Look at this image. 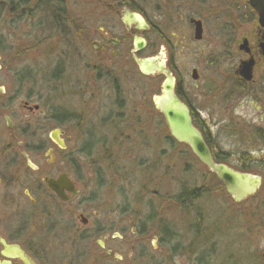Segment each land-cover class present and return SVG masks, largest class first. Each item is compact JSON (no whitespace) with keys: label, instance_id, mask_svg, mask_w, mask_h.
Returning a JSON list of instances; mask_svg holds the SVG:
<instances>
[{"label":"flooded vegetation","instance_id":"obj_1","mask_svg":"<svg viewBox=\"0 0 264 264\" xmlns=\"http://www.w3.org/2000/svg\"><path fill=\"white\" fill-rule=\"evenodd\" d=\"M9 1L13 6L10 13L16 16L25 15L31 21L40 17L41 21L48 14V0ZM54 1L67 10L54 16L59 21L57 32L65 49L50 66L47 79L40 81L38 91L34 87L39 81L28 77V67L18 79L15 43L0 35V264H150L155 258L152 253L168 264L167 254L173 253L179 243H145L136 220L129 222L131 209L124 202L131 182L142 178L145 171L159 181L158 170L164 158L169 159L167 173L175 174L179 145L153 100L161 92L166 73L146 75L138 60L154 56L164 60L176 81V93L188 105L216 162L258 172V163L264 168V146L255 149L245 145L246 150L238 156L234 154L238 149H226L220 129L233 134L238 122L215 119L211 107L219 99L230 108L232 98L226 96L228 93L264 99V86L260 88L264 82L255 81L259 60L264 59V29L248 0H218L216 6L211 0H87L88 13L81 15L69 11L68 0ZM127 12L142 16L148 28L126 24ZM174 12L182 22L181 30L167 21ZM160 18L163 21L159 24ZM209 19L226 21L231 31L242 27L236 48L245 56L239 64L247 58L254 59L251 81L237 73L238 67L234 71V89V85L224 82L220 87L199 85L196 67L190 71L194 89L180 76L172 38L192 35L194 41H202ZM195 21L202 24L200 40L195 39ZM247 26H252L251 33L245 30ZM138 37L145 41L143 48L136 46ZM157 39L161 45L155 51ZM244 39L249 52L240 50ZM41 42L37 40L35 45ZM77 65L87 73L73 80ZM194 70L197 79L192 77ZM129 75L131 81H127ZM146 76L153 81L145 84ZM195 88L204 103L196 99L198 95L192 92ZM54 130L58 131L59 143L51 137ZM164 131L168 145L160 149ZM251 131L252 138L264 144V127ZM243 141L241 138L240 143ZM231 142L235 140L231 138ZM182 145L186 167L201 166L216 176L189 145ZM253 151L260 152L261 158L254 159ZM259 172V190H264V171ZM50 180L59 192L50 186ZM156 192L159 194L158 190L152 191ZM118 196L124 200L114 204ZM259 196L260 219L256 224L264 228V192L252 197ZM130 234L138 236L137 243L130 240ZM159 235L153 239L157 241ZM129 245L130 255L125 256ZM258 247V243H251L248 256L254 255L257 264H264V247ZM176 255L181 254H175L171 264L177 263Z\"/></svg>","mask_w":264,"mask_h":264},{"label":"rangeland","instance_id":"obj_2","mask_svg":"<svg viewBox=\"0 0 264 264\" xmlns=\"http://www.w3.org/2000/svg\"><path fill=\"white\" fill-rule=\"evenodd\" d=\"M68 2L71 13L80 15L88 13L87 0H68ZM217 2L218 0L210 1L214 6L217 5ZM9 3V0H0V35L15 43L16 63L19 70L18 79L21 78L25 67H28L30 70L28 77L32 78V81H39L38 87H34V90L38 91L40 81L47 79L46 77L51 71L50 66L56 61L57 55L65 49L62 48L65 44L62 43L61 40L63 39L58 34L57 28L51 25L52 18L48 14L41 20L42 22L39 21L40 17L31 21V19H26L25 15L20 17L10 13ZM162 21L160 18L157 22L160 24ZM167 21L178 30L183 28L182 22H179L175 17V12ZM228 29L226 21L209 19L206 21L202 41H194L192 35L189 38L183 36L172 38L180 76L190 85L189 87L194 89V82L190 78V71L193 67L199 71V85L201 86L214 84L220 87L223 82L228 86L235 84L234 71L238 67L239 61L245 57L236 48L241 37L238 36V32L242 31V27L234 31ZM245 30L251 33L253 28L247 26ZM37 40L42 42L35 45ZM157 42L158 45L154 47L155 51L161 45L158 39ZM259 61L255 71V81L264 82V59L261 57ZM86 73L83 67H78L73 80L82 78ZM131 79L132 76L129 75L127 81H131ZM143 81L146 84L147 81H153V79L146 76ZM263 86L264 83L260 88ZM156 89L157 87L154 92ZM198 90L195 88L192 92L198 95L196 97L198 102L204 103ZM226 96L232 98L229 101L230 108H226L223 101L219 103V99L211 107L214 110L213 117L215 119L225 118L230 123L238 122L235 131L232 132L233 134H230L226 129H220L219 135L224 147L226 149H238L234 153L237 154L236 156L241 150H246L245 145L246 148L248 146H253L255 149L263 148L262 141L252 138L251 132L253 131L251 129L264 127V99L255 100L243 95L234 97L232 93H228ZM53 104L56 105V102ZM210 119L211 117H208V121ZM161 127H164L163 121H161ZM214 129L218 130V127L214 126ZM165 131L161 136L160 149H165L168 145L163 136L167 133ZM231 138L235 140L234 144L231 142ZM241 138H244V141L240 143ZM184 149L177 145L175 174L169 175L167 173L165 165L166 163L169 164V159L165 160L164 158L158 170V182L153 180L152 176H149V173L145 171L142 178L136 177L129 185L128 198L123 196L124 200L120 196L115 197L114 204L123 200L129 204L128 207L131 209L128 214L129 222L133 219L136 220L137 229H141L144 233L145 243H161L162 238L168 243L171 241L174 245L179 243L173 250L174 254H181L176 255L178 256L176 264H257V257L248 256V251L251 243H258L259 249L264 247V228L260 224H256L257 220L260 219L259 209H261L262 197L259 196L258 199L255 198L256 196L250 197L240 203H235L226 192L216 191L217 185L213 180L207 181L205 179L204 175L207 173L205 168L196 165L191 168L185 166ZM259 154L260 152L253 151L254 159L261 158V156L258 157ZM258 164V170L263 172V166ZM259 171L257 173L261 174ZM184 185L188 186L189 189L204 188L201 197L188 204V208L177 205L170 200V197L174 193L178 194ZM157 190L159 194L157 192L152 193V191ZM263 192L264 190L260 189L256 194L261 195ZM154 202L157 205L155 210ZM166 225L169 226L166 228ZM168 230L175 233L174 238L168 233ZM158 232L162 238L160 237L156 241L153 238ZM137 237V235L130 234L132 242L137 243ZM130 252L129 245L124 255L129 256ZM191 252L193 254H190ZM183 253L186 254L182 255ZM252 253L250 251V254ZM151 255H155V258L150 260V264H157L158 262L165 264L162 258H157L158 254L152 253ZM172 256L166 258L168 264H171L175 257V255Z\"/></svg>","mask_w":264,"mask_h":264},{"label":"water","instance_id":"obj_3","mask_svg":"<svg viewBox=\"0 0 264 264\" xmlns=\"http://www.w3.org/2000/svg\"><path fill=\"white\" fill-rule=\"evenodd\" d=\"M248 4L257 13V22L260 28L264 29V0H248ZM126 24L134 23L137 27L147 29L148 26L142 16L137 13L127 12L124 17ZM197 24L195 29V39H202V24ZM137 48H143L145 41L142 38H136ZM240 50L249 52L247 39H244L240 45ZM261 51L264 54V43L261 45ZM139 68L146 75L155 72H165L166 79L162 83L161 93L153 97L156 108L163 114L170 134L181 143L190 146L193 153L204 163L217 177L223 182L227 192L232 199L239 202L253 195L261 186V177L259 175L237 170L225 163L215 162L208 145L206 144L202 133L194 125L188 105L177 95L175 91L176 81L168 68L165 67L164 60H158L156 56L138 60ZM254 59L247 58L242 60L238 66L237 73L247 81L253 79ZM196 70L192 77L197 79ZM54 141L59 143L58 131L51 133ZM51 153V151H50ZM26 158L29 161L27 155ZM63 178L61 179V182ZM67 183V180H64ZM50 186L59 192L55 182L49 181Z\"/></svg>","mask_w":264,"mask_h":264},{"label":"trees","instance_id":"obj_4","mask_svg":"<svg viewBox=\"0 0 264 264\" xmlns=\"http://www.w3.org/2000/svg\"><path fill=\"white\" fill-rule=\"evenodd\" d=\"M25 4L26 3H24L23 5L25 6ZM47 4H48L47 9L49 12L48 14L52 18L51 25L54 26V28H58L57 26L59 24V21L57 20V17H54V16H56L59 13L65 14L67 12L66 7L61 8L60 6L56 5L54 0H52V1L48 0ZM12 8H13V6L9 3V10ZM178 144L180 146H183L180 143H178ZM241 170L242 171H251L250 167L241 168ZM204 177L207 181L213 180L216 183V185H217L216 191L226 192L223 184L217 179L216 176H213L211 173H207L206 175H204ZM203 191H204V188H202V187H194V188L189 189L188 186L184 185V187H182L181 191L178 194H176V196L174 198L170 197V200L174 201L177 205H181L185 208H188L189 207L188 204L192 203V201L195 199H199L201 197V194ZM167 227L168 226L166 225V228ZM161 230H162V228H161ZM168 233L172 236V238L175 237V233L173 231L168 230ZM156 234H159V232ZM161 243H164L167 245L168 241H165L164 238H162ZM170 243H171V241H170ZM190 254H193V252H191ZM172 255H175L174 251H173V253L167 254V256L170 258L173 257Z\"/></svg>","mask_w":264,"mask_h":264}]
</instances>
